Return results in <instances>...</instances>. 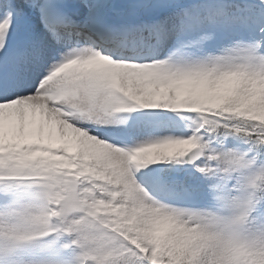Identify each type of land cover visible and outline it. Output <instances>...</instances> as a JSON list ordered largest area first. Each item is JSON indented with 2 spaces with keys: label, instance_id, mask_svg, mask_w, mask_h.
I'll return each instance as SVG.
<instances>
[{
  "label": "snow or ice",
  "instance_id": "1",
  "mask_svg": "<svg viewBox=\"0 0 264 264\" xmlns=\"http://www.w3.org/2000/svg\"><path fill=\"white\" fill-rule=\"evenodd\" d=\"M138 109L198 126L106 134ZM173 163L199 176L153 167ZM147 181L216 209L163 202ZM24 193L0 212V264H264V0L0 3V201Z\"/></svg>",
  "mask_w": 264,
  "mask_h": 264
},
{
  "label": "trees",
  "instance_id": "2",
  "mask_svg": "<svg viewBox=\"0 0 264 264\" xmlns=\"http://www.w3.org/2000/svg\"><path fill=\"white\" fill-rule=\"evenodd\" d=\"M220 2V0H203L202 2H200L197 5L194 4H190V6L193 7H199V6H209L215 3ZM248 2H255V0H248ZM233 38H239V37H233ZM231 43V39H228L227 41L221 40L219 43L212 45L211 47L208 48V52L218 55L221 54V49L223 47H227L229 44ZM150 51H145V52H141V53H132V52H127L126 54L129 56H135L137 54L143 55V54H147ZM205 54H200L197 53L195 56H185L183 57V60H194V59H198V58H203ZM178 62H183V61H178ZM169 118H173L179 121L178 125H172L176 131L177 135H185L184 133L187 131V129H185L186 127H188V132H192L193 128L196 126L195 120L197 119V117L195 116V114L192 115L191 118L185 119L181 116H176L175 114H169L168 115ZM159 115L154 114V113H150V114H133V113H128V114H120L117 115L115 118L118 122V125L123 126V127H131V126H136V125H142V126H146V127H150V126H154V122L156 120H158ZM158 118V119H157ZM186 136V135H185ZM215 147V145H214ZM160 165L157 166H153L154 168L159 167ZM145 186L148 188H152L154 187L153 183L151 181H147L144 182ZM167 192L169 193L168 197H171L174 200V204L178 205V206H193L196 207L197 209H206V210H215L216 209V205L214 204V207L208 209V205L210 203H212V201H207L205 204H198L194 201L191 200L187 197H182L181 192L182 190L178 187H172V186H165ZM31 196L27 193L21 194L20 196L16 197L14 201H8V202H4L7 205L10 204H21V200L23 198H25V196Z\"/></svg>",
  "mask_w": 264,
  "mask_h": 264
},
{
  "label": "rangeland",
  "instance_id": "3",
  "mask_svg": "<svg viewBox=\"0 0 264 264\" xmlns=\"http://www.w3.org/2000/svg\"><path fill=\"white\" fill-rule=\"evenodd\" d=\"M200 1L202 0H183V2L186 4V5H189L194 3V4H198ZM0 3H4V0H0ZM228 40V39H227ZM227 40H224V41H227ZM15 43H16V40H15ZM15 43H14V46H15ZM174 52V46H169L165 49H163L158 57H155V58H159V59H167L169 56L172 55V53ZM59 57L57 56V59ZM154 58V54L152 55H148V56H143V57H137L134 61L135 62H152V59ZM139 110H143V111H151V110H144V109H138L137 111ZM152 111H155L157 113H166L165 110H152ZM37 117H39V114H37ZM112 119L115 121V118L112 117ZM136 128V127H135ZM135 128H131V129H128L127 131H124L122 130L119 126H118V123L117 121L111 126V130L108 131L106 134H108L111 138L113 139H120L122 137H124L130 130H133ZM144 128L146 131H150V132H153L154 130V134L152 135L151 138L153 139H156V138H161L162 136H165V135H169L170 133L173 132V130L170 128V126H163L161 128L159 127H156V128H145V127H142ZM100 131H104L103 129H100ZM132 143H135L136 141L134 140H130ZM229 147H233V144L231 143L229 145ZM221 148V145L219 146L218 149ZM234 148V147H233ZM202 166V165H201ZM158 170H163V172L165 174H168V175H180V176H187L188 175V172L187 169L185 168V165H176V164H162L160 165V168ZM194 176H199L198 173H196ZM201 200V199H199ZM31 200L29 199H26L23 203H27ZM4 209L1 208L0 209V212H2Z\"/></svg>",
  "mask_w": 264,
  "mask_h": 264
},
{
  "label": "water",
  "instance_id": "4",
  "mask_svg": "<svg viewBox=\"0 0 264 264\" xmlns=\"http://www.w3.org/2000/svg\"><path fill=\"white\" fill-rule=\"evenodd\" d=\"M115 2L119 4H124V3H128L129 0H115Z\"/></svg>",
  "mask_w": 264,
  "mask_h": 264
}]
</instances>
